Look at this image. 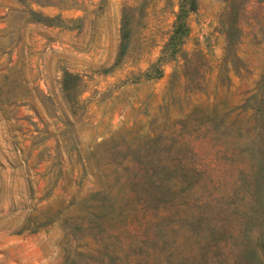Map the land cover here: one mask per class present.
<instances>
[{
  "label": "rangeland",
  "instance_id": "374dc122",
  "mask_svg": "<svg viewBox=\"0 0 264 264\" xmlns=\"http://www.w3.org/2000/svg\"><path fill=\"white\" fill-rule=\"evenodd\" d=\"M180 1L0 0V264H264V0Z\"/></svg>",
  "mask_w": 264,
  "mask_h": 264
},
{
  "label": "trees",
  "instance_id": "16d2710c",
  "mask_svg": "<svg viewBox=\"0 0 264 264\" xmlns=\"http://www.w3.org/2000/svg\"><path fill=\"white\" fill-rule=\"evenodd\" d=\"M189 5H187V7H185L184 3L182 1L179 2V9L176 13V17L172 23V31L170 33L169 36V40L167 43V47H172L173 49L175 47H177L179 45V43L181 42L182 37L186 34V32H188V23H186V14L188 13L189 9L193 8V0H189ZM155 72L158 74L160 73V69L159 67L155 68ZM146 72H150L149 70H147ZM69 75V74H67ZM84 169V168H83ZM129 167L126 165H119L118 167H116V178L120 179V177L123 176L127 179H129L130 175H126L127 172L129 171ZM138 170H140L142 173H144L145 176V187L147 191H153V189H156L157 187L160 188H166L163 185L160 184L159 181H157L156 176L159 175L160 173H162L163 176H165V174H167L168 172V168L163 165L160 164L159 162L156 163H149V164H145L142 163L141 165H139ZM126 173V174H125ZM121 187V185L119 186V188ZM113 190L114 189H110L107 192L103 191V193L100 195V197L97 200V205L96 208H99L95 211L93 210V215H100V213L103 210H113L115 208L114 205V201H113ZM101 191V190H100ZM98 191V192H100ZM112 193V194H111ZM90 207V205H89ZM92 208V206H91ZM103 214V213H102ZM98 216H95L94 220H96V222H98Z\"/></svg>",
  "mask_w": 264,
  "mask_h": 264
}]
</instances>
